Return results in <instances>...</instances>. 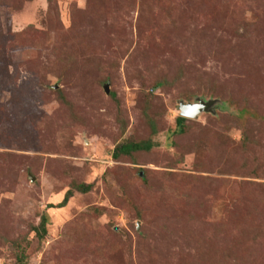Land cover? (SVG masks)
I'll use <instances>...</instances> for the list:
<instances>
[{
	"label": "rangeland",
	"instance_id": "obj_1",
	"mask_svg": "<svg viewBox=\"0 0 264 264\" xmlns=\"http://www.w3.org/2000/svg\"><path fill=\"white\" fill-rule=\"evenodd\" d=\"M0 264H264V0H0Z\"/></svg>",
	"mask_w": 264,
	"mask_h": 264
},
{
	"label": "trees",
	"instance_id": "obj_2",
	"mask_svg": "<svg viewBox=\"0 0 264 264\" xmlns=\"http://www.w3.org/2000/svg\"><path fill=\"white\" fill-rule=\"evenodd\" d=\"M187 120V118L181 117V116H177L176 120H175V128L172 131V135H178V134H182L185 131V121ZM152 147V144L150 141H140V142H124L119 144L118 146H116L112 152V156L113 158L117 159L119 158V156L121 155H130L132 152L135 151H140V150H144V151H148L150 150ZM77 191L79 192H87L90 189V186H86V185H80L76 187ZM72 192L69 190L66 192V194L64 195V198L62 200V202L60 203V205L58 206H63L69 199V197H71ZM48 218L45 215H42L40 223H39V230L40 232H42V234L46 233V224H47Z\"/></svg>",
	"mask_w": 264,
	"mask_h": 264
},
{
	"label": "water",
	"instance_id": "obj_3",
	"mask_svg": "<svg viewBox=\"0 0 264 264\" xmlns=\"http://www.w3.org/2000/svg\"><path fill=\"white\" fill-rule=\"evenodd\" d=\"M104 91L108 93V84H104ZM214 105V102L211 104L210 100L205 101L203 99L192 101V102H184L181 101L178 104V110H179V115L181 117L190 119V118H195L197 117L200 113L202 112H209L212 110V107Z\"/></svg>",
	"mask_w": 264,
	"mask_h": 264
}]
</instances>
